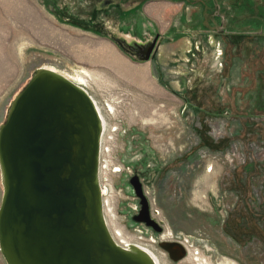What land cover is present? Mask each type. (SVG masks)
<instances>
[{
  "label": "rangeland",
  "instance_id": "obj_1",
  "mask_svg": "<svg viewBox=\"0 0 264 264\" xmlns=\"http://www.w3.org/2000/svg\"><path fill=\"white\" fill-rule=\"evenodd\" d=\"M42 66L102 117L115 243L158 264H264V0H0V124ZM132 177L159 233L137 224Z\"/></svg>",
  "mask_w": 264,
  "mask_h": 264
},
{
  "label": "water",
  "instance_id": "obj_2",
  "mask_svg": "<svg viewBox=\"0 0 264 264\" xmlns=\"http://www.w3.org/2000/svg\"><path fill=\"white\" fill-rule=\"evenodd\" d=\"M100 134L90 96L55 70L37 68L16 94L0 124L5 264H155L138 246L116 244L106 227L98 180ZM130 184L140 203L135 219L159 230L137 178ZM173 244L180 247L179 259L182 247Z\"/></svg>",
  "mask_w": 264,
  "mask_h": 264
},
{
  "label": "bare ground",
  "instance_id": "obj_3",
  "mask_svg": "<svg viewBox=\"0 0 264 264\" xmlns=\"http://www.w3.org/2000/svg\"><path fill=\"white\" fill-rule=\"evenodd\" d=\"M80 79V78H79ZM76 84V83H75ZM77 85V84H76ZM78 86L80 87V84H78ZM82 88V87H81ZM83 89V88H82ZM84 90V89H83ZM91 98V97H90ZM91 100H92V102H93V104H94V106H95V108H96V111H97V113H98V116H99V119H100V126H101V130L103 129V126H104V124H103V120H102V117H101V115H100V113H99V110H98V108H97V106H96V104H95V102L93 101V99L91 98ZM100 138H101V134H100ZM101 192H102V195L103 194H105L104 192H105V190L104 189H102L101 188ZM177 243V242H176ZM181 245V244H180ZM140 249H142L144 252H146L152 259H153V261H154V263L155 264H158V262H157V260L155 259V257L153 256V255H151L147 250H145V249H143L142 247H140V246H138ZM165 248H166V250H167V252L171 255V257L172 258H178V256H179V254H181V252H180V247H179V245L178 244H172V243H168V244H166L165 245ZM176 258V259H177Z\"/></svg>",
  "mask_w": 264,
  "mask_h": 264
},
{
  "label": "flooded vegetation",
  "instance_id": "obj_4",
  "mask_svg": "<svg viewBox=\"0 0 264 264\" xmlns=\"http://www.w3.org/2000/svg\"><path fill=\"white\" fill-rule=\"evenodd\" d=\"M137 224L143 226L144 229L149 230V231H150L151 233H153V234L159 233V231H158V232H156V231H151V230H153L151 226H148V227L146 226V227H145L144 225H142L143 223H141V222H137ZM161 230H162V228H161ZM170 241H171V240H170ZM162 242H168V241H162ZM171 242H172V241H171ZM158 245H159V248H160L161 250H163V252L166 254L167 258L170 259L168 252H166L165 248L161 246V243L158 244Z\"/></svg>",
  "mask_w": 264,
  "mask_h": 264
},
{
  "label": "built area",
  "instance_id": "obj_5",
  "mask_svg": "<svg viewBox=\"0 0 264 264\" xmlns=\"http://www.w3.org/2000/svg\"><path fill=\"white\" fill-rule=\"evenodd\" d=\"M117 243V242H116ZM118 244V243H117ZM121 247H126V245H121V244H119Z\"/></svg>",
  "mask_w": 264,
  "mask_h": 264
}]
</instances>
